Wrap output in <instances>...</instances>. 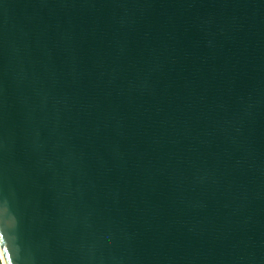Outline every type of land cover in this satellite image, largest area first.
<instances>
[{
    "label": "water",
    "instance_id": "obj_1",
    "mask_svg": "<svg viewBox=\"0 0 264 264\" xmlns=\"http://www.w3.org/2000/svg\"><path fill=\"white\" fill-rule=\"evenodd\" d=\"M7 264H264V0H0Z\"/></svg>",
    "mask_w": 264,
    "mask_h": 264
},
{
    "label": "built area",
    "instance_id": "obj_2",
    "mask_svg": "<svg viewBox=\"0 0 264 264\" xmlns=\"http://www.w3.org/2000/svg\"><path fill=\"white\" fill-rule=\"evenodd\" d=\"M0 264H4V263H3V258H2L1 248H0Z\"/></svg>",
    "mask_w": 264,
    "mask_h": 264
},
{
    "label": "bare ground",
    "instance_id": "obj_3",
    "mask_svg": "<svg viewBox=\"0 0 264 264\" xmlns=\"http://www.w3.org/2000/svg\"><path fill=\"white\" fill-rule=\"evenodd\" d=\"M0 248H1V246H0ZM1 252H2V249H1ZM2 258H3V263L4 264H7L6 261H5V259H4V257H3V253H2Z\"/></svg>",
    "mask_w": 264,
    "mask_h": 264
}]
</instances>
